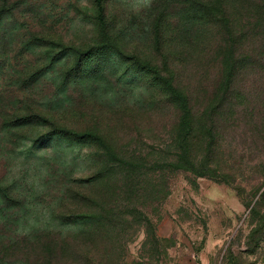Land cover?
<instances>
[{
  "label": "rangeland",
  "instance_id": "1",
  "mask_svg": "<svg viewBox=\"0 0 264 264\" xmlns=\"http://www.w3.org/2000/svg\"><path fill=\"white\" fill-rule=\"evenodd\" d=\"M212 2L0 0V264H264V70L210 114ZM172 88L216 177L178 157Z\"/></svg>",
  "mask_w": 264,
  "mask_h": 264
},
{
  "label": "trees",
  "instance_id": "2",
  "mask_svg": "<svg viewBox=\"0 0 264 264\" xmlns=\"http://www.w3.org/2000/svg\"><path fill=\"white\" fill-rule=\"evenodd\" d=\"M223 1L227 5L222 6ZM98 3L100 12L103 13L101 2L98 1ZM206 8L211 13L214 26L223 31L228 43L222 63L224 80L211 106L210 114L213 115L212 112L216 113L220 109L219 104L226 98L224 95L222 99V91H229L242 70L244 71L247 67L253 70L258 68L264 70V44L261 47L257 45L260 37L263 38L261 42L264 43V0H213ZM165 96L168 97L166 102L174 106L179 113L176 135L180 144L179 159L188 163L189 166L185 168L197 177H216L209 167L212 148L216 143L214 134L217 135L212 127L214 125L210 129H204V124L195 123L190 100L182 91L172 88L171 92ZM198 140L206 142L205 155L201 154L200 158L196 154L190 159L188 143L195 144ZM155 171L156 169L153 172Z\"/></svg>",
  "mask_w": 264,
  "mask_h": 264
}]
</instances>
